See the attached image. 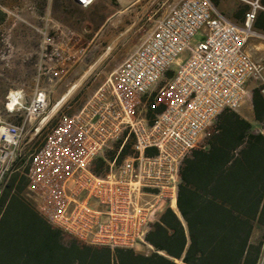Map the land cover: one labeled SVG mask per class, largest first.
<instances>
[{"label": "built area", "instance_id": "2783aa9c", "mask_svg": "<svg viewBox=\"0 0 264 264\" xmlns=\"http://www.w3.org/2000/svg\"><path fill=\"white\" fill-rule=\"evenodd\" d=\"M73 1L82 8L94 4ZM259 8L253 3L243 26H237L210 0L172 6L109 80L78 112L62 116L30 154L24 194L37 212L89 246L147 245L152 227L176 207L185 161L208 146L218 116L241 108L250 82L264 97V63L247 50L249 40H264L253 27ZM198 34L203 40L195 42ZM43 35V50L50 48L45 55L56 64L49 70L51 78L56 79L65 57L53 38ZM175 65L173 76L166 77ZM152 96L153 108L164 100L166 105L149 120ZM23 97V91L10 93L7 104L10 114L22 117L21 124L0 119V155L5 158H14L26 124L48 110L44 89L38 88L28 104ZM109 152L112 160L106 158ZM100 157L105 166L95 171ZM257 264H264V246Z\"/></svg>", "mask_w": 264, "mask_h": 264}, {"label": "trees", "instance_id": "16d2710c", "mask_svg": "<svg viewBox=\"0 0 264 264\" xmlns=\"http://www.w3.org/2000/svg\"><path fill=\"white\" fill-rule=\"evenodd\" d=\"M173 73L170 70L166 77ZM252 95L257 118L264 121L263 96L258 88ZM153 98L147 111L149 120L166 105L164 100L153 108ZM215 126L208 146L194 150L181 169L177 206L191 239L184 261L257 264L264 240V134L256 133L248 121L230 110L218 116ZM126 154L127 149L120 160ZM106 158L112 160L114 153H107ZM19 164L16 159L13 169ZM104 166L100 157L93 169L101 171ZM27 185L25 174L6 176L0 197V264H129L131 250L66 240V235L50 225L26 198ZM168 227L173 229L171 233ZM146 242L170 256L180 255L186 238L172 210L163 213ZM153 256L174 264L158 254ZM141 258L142 263L150 260Z\"/></svg>", "mask_w": 264, "mask_h": 264}, {"label": "rangeland", "instance_id": "374dc122", "mask_svg": "<svg viewBox=\"0 0 264 264\" xmlns=\"http://www.w3.org/2000/svg\"><path fill=\"white\" fill-rule=\"evenodd\" d=\"M181 1L94 0L91 7L82 8L73 0H0V119L22 123L21 116L7 111L8 97L16 91H23V100L28 104L38 88L44 89L49 104L43 116L26 124L14 158L0 155V197L6 176L26 174L30 154L42 145L60 118L78 112L168 10ZM44 32L65 57L56 79L51 78L49 71L56 64L45 55L50 48L43 50ZM202 40V34L195 37V42ZM176 69L173 66L172 70ZM247 88L251 91L257 84L250 82ZM37 128H41L39 133ZM16 159L20 164L14 170ZM71 239L74 238L66 235V240Z\"/></svg>", "mask_w": 264, "mask_h": 264}, {"label": "crops", "instance_id": "0c3cea01", "mask_svg": "<svg viewBox=\"0 0 264 264\" xmlns=\"http://www.w3.org/2000/svg\"><path fill=\"white\" fill-rule=\"evenodd\" d=\"M256 2L260 6V8L257 11L253 27L256 32L261 35H264V0H213L212 4L216 8V10L231 23L237 26H243L246 14L252 9V4ZM5 16L7 17L8 14H2V17ZM247 50L254 60L264 63L263 41H260L259 39L249 40L247 44ZM253 90L250 91L249 97H247L241 108L236 111V113L240 117L248 121L252 125L256 133L264 134V121H260L257 118L256 108L252 95ZM172 211L176 214L177 220L180 222L186 238V245L180 255L178 257L170 256L167 252L162 250H156L152 245L147 244L136 249H128L133 252V254L129 255V264H166L161 259L154 257V254H158L159 256L169 260L174 264H189L184 261V257L191 243L187 222L182 217L177 204L174 210ZM170 223L174 224L176 222ZM167 230L169 231V233L173 231L171 227H168ZM141 257L150 258V260L142 263Z\"/></svg>", "mask_w": 264, "mask_h": 264}, {"label": "bare ground", "instance_id": "6f19581e", "mask_svg": "<svg viewBox=\"0 0 264 264\" xmlns=\"http://www.w3.org/2000/svg\"><path fill=\"white\" fill-rule=\"evenodd\" d=\"M60 102L57 103V105L55 106V108H57L59 106ZM13 103L10 104V107H12Z\"/></svg>", "mask_w": 264, "mask_h": 264}]
</instances>
